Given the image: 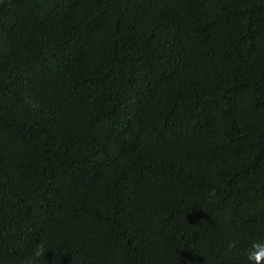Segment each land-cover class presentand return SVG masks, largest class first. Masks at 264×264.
Segmentation results:
<instances>
[{"label":"trees","instance_id":"16d2710c","mask_svg":"<svg viewBox=\"0 0 264 264\" xmlns=\"http://www.w3.org/2000/svg\"><path fill=\"white\" fill-rule=\"evenodd\" d=\"M259 238L264 0H0V264H247Z\"/></svg>","mask_w":264,"mask_h":264},{"label":"clouds","instance_id":"9594fccd","mask_svg":"<svg viewBox=\"0 0 264 264\" xmlns=\"http://www.w3.org/2000/svg\"><path fill=\"white\" fill-rule=\"evenodd\" d=\"M31 107L36 108L38 104L35 102H30ZM235 249L234 242H229L227 244L226 250L232 252ZM245 260L247 264H264V238H259L253 240L250 246L246 249Z\"/></svg>","mask_w":264,"mask_h":264}]
</instances>
